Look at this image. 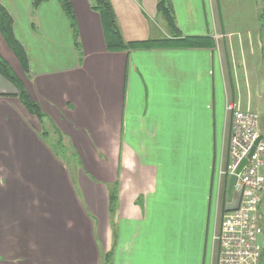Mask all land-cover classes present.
<instances>
[{
    "label": "crops",
    "instance_id": "0c3cea01",
    "mask_svg": "<svg viewBox=\"0 0 264 264\" xmlns=\"http://www.w3.org/2000/svg\"><path fill=\"white\" fill-rule=\"evenodd\" d=\"M70 1L80 49L58 0H0L29 73L1 33L0 55L46 115L41 125L0 75V264H103L109 253L111 264H217L214 234L240 196L217 190L214 204L212 165L227 153V101L259 113L264 139V41L234 49L236 32L211 12L219 0H172L182 35L215 48L109 52L92 0ZM159 1L110 0L126 41L172 36ZM60 138L63 154L51 148Z\"/></svg>",
    "mask_w": 264,
    "mask_h": 264
},
{
    "label": "built area",
    "instance_id": "2783aa9c",
    "mask_svg": "<svg viewBox=\"0 0 264 264\" xmlns=\"http://www.w3.org/2000/svg\"><path fill=\"white\" fill-rule=\"evenodd\" d=\"M229 131L226 140L227 153L221 158L218 171V193L224 189L226 180L236 174L240 162L247 158L261 136L259 113L241 110L236 102H226ZM264 139L241 171L237 173L234 194L240 196L237 208L222 216L220 228L214 241L220 245L217 264H262V246L259 236L263 234L259 205L264 191Z\"/></svg>",
    "mask_w": 264,
    "mask_h": 264
},
{
    "label": "trees",
    "instance_id": "16d2710c",
    "mask_svg": "<svg viewBox=\"0 0 264 264\" xmlns=\"http://www.w3.org/2000/svg\"><path fill=\"white\" fill-rule=\"evenodd\" d=\"M48 0H33V9H38L42 4ZM61 8L67 17L70 27L72 29L75 45L77 49H80L79 33L77 27V21L75 12L70 0H58ZM92 10L96 11L100 18L103 27V33L105 38L106 48L109 52H123L129 50H142V49H213L215 48V41L211 36H184L179 30L176 24V18L173 8L172 0H160L157 4V11L161 13L172 33L171 37L163 38H150L145 40L126 41L123 37L121 29L119 27L117 17L110 0H92ZM13 18L7 11V9L0 2V33L4 37L7 45L17 57L22 69L25 73H29V61L27 54L16 39L13 31ZM0 75L9 81L17 90L16 98L20 101L23 107L29 114L35 116L41 125L46 118L45 113L41 109L40 105L32 99L22 81L16 75L14 70L8 64V62L0 55ZM48 132L43 133L45 138ZM52 148L64 149V143L62 139H58L55 144H51ZM228 180L225 182L223 189V200H228L227 196ZM111 209L114 210V206L117 202L116 191L111 193ZM262 258L264 264V252H262ZM112 253L105 255L103 258V264H111Z\"/></svg>",
    "mask_w": 264,
    "mask_h": 264
},
{
    "label": "rangeland",
    "instance_id": "374dc122",
    "mask_svg": "<svg viewBox=\"0 0 264 264\" xmlns=\"http://www.w3.org/2000/svg\"><path fill=\"white\" fill-rule=\"evenodd\" d=\"M213 1V0H212ZM211 3V2H210ZM211 12L215 15V20L217 16H220V20L222 22V25L224 26V30L227 33L228 31L231 32H236V34L231 35L229 40L234 43L232 45L234 49L236 47L238 48V44L240 41H243L246 39H254L258 40V38H262L264 41V0H219V8L217 5H214V2L211 3ZM209 6V7H210ZM217 40H219V48L221 51V54L223 56V62L225 65V60H224V53L226 52L225 44L226 39L228 37L224 36V34H218L216 36ZM253 40V43H254ZM224 41V42H222ZM244 51L245 53L247 52V45H244ZM242 47V48H243ZM253 49L255 51H258L260 49V46L255 44L253 45ZM235 52V51H234ZM258 54V53H257ZM264 57V56H263ZM258 59V57H257ZM264 60V58H263ZM262 63H264L262 61ZM237 65H239L238 62H236ZM242 89L245 91L247 89L246 85L241 86ZM262 109L259 111L261 114L264 113V90H262ZM253 97L254 105H257V95L256 92L253 91L252 95L250 93V97ZM263 119L264 122V116L261 117V120ZM40 132V130H39ZM51 141V140H50ZM53 141V140H52ZM54 143V142H53ZM52 148V146H51ZM56 153L63 154L64 151L61 148H52ZM220 158L216 161L215 166L214 164L212 165L213 171H215V176H214V204L215 201H217V190H218V171L220 167ZM263 196V195H262ZM116 205V204H115ZM115 210V206H114ZM259 213L263 216L264 220V202L259 205Z\"/></svg>",
    "mask_w": 264,
    "mask_h": 264
},
{
    "label": "water",
    "instance_id": "95a60500",
    "mask_svg": "<svg viewBox=\"0 0 264 264\" xmlns=\"http://www.w3.org/2000/svg\"><path fill=\"white\" fill-rule=\"evenodd\" d=\"M263 139V136L261 135L255 146L252 148L250 154L248 155L247 158H244L240 164L238 165L237 169H236V174H233L232 176H230L229 178V181H228V185H227V196H228V199L231 200L232 199V196L234 194V190H235V185H236V182H237V173H239L241 171V169L243 168V166L247 163L248 159L252 157L254 151H255V147L256 145L259 143L260 140ZM259 240V246H262V235L259 236L258 238Z\"/></svg>",
    "mask_w": 264,
    "mask_h": 264
}]
</instances>
